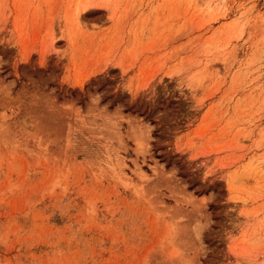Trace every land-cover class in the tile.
I'll use <instances>...</instances> for the list:
<instances>
[{
  "label": "rangeland",
  "instance_id": "rangeland-1",
  "mask_svg": "<svg viewBox=\"0 0 264 264\" xmlns=\"http://www.w3.org/2000/svg\"><path fill=\"white\" fill-rule=\"evenodd\" d=\"M0 264H264V0H0Z\"/></svg>",
  "mask_w": 264,
  "mask_h": 264
}]
</instances>
